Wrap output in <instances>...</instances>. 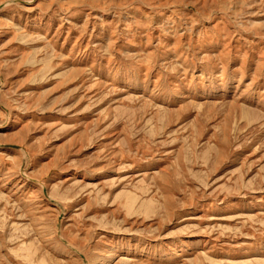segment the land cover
Instances as JSON below:
<instances>
[{
  "label": "rangeland",
  "instance_id": "obj_1",
  "mask_svg": "<svg viewBox=\"0 0 264 264\" xmlns=\"http://www.w3.org/2000/svg\"><path fill=\"white\" fill-rule=\"evenodd\" d=\"M0 264H264V0H0Z\"/></svg>",
  "mask_w": 264,
  "mask_h": 264
}]
</instances>
